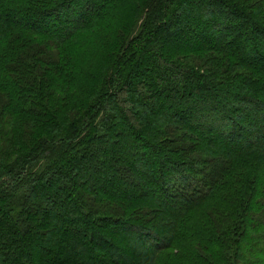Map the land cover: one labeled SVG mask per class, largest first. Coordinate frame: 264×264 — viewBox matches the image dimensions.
Wrapping results in <instances>:
<instances>
[{"label":"trees","instance_id":"trees-1","mask_svg":"<svg viewBox=\"0 0 264 264\" xmlns=\"http://www.w3.org/2000/svg\"><path fill=\"white\" fill-rule=\"evenodd\" d=\"M98 25L107 69L0 163V264H204L264 216V0H0V57L16 30L65 43ZM227 192L233 226L183 252L189 214Z\"/></svg>","mask_w":264,"mask_h":264},{"label":"rangeland","instance_id":"rangeland-1","mask_svg":"<svg viewBox=\"0 0 264 264\" xmlns=\"http://www.w3.org/2000/svg\"><path fill=\"white\" fill-rule=\"evenodd\" d=\"M129 3L127 1L125 5ZM137 17L138 12L136 21L139 19ZM107 30L98 25L94 32L85 31L65 43L18 30L3 40L2 50L6 52V57H0V83L7 85L0 84V121L7 125L0 124V163L13 164L16 156L20 153L25 156L28 146L33 145L40 137L54 134L57 129H51V119L54 118H51L48 107L56 109L54 117L61 125L69 116V108L64 105L65 102L70 97L74 98L72 103L75 102L80 94L78 88L81 87L82 90L85 86L89 71L95 77H101L111 60L105 41ZM125 33L127 29L123 35ZM113 48L112 44L109 49ZM16 87L27 90L19 93ZM44 159L45 157L40 158L38 162H43ZM2 175L4 173L0 169V176ZM0 179L3 182L4 176ZM232 196L230 192L224 193L210 201H215L212 206L189 214L186 225L182 227L184 234L179 243L183 252L189 251L187 246L190 239L196 242L194 245L198 248V241L203 238L208 226L212 227L213 233L214 229L226 231L225 229L233 226L234 213L230 205ZM253 224L247 228V233L236 237L221 234L222 237H228L227 242L209 245L210 252L206 253L207 256L202 254L207 260L204 264H224L226 259L231 260L235 256L239 259L238 264L254 260L257 256L264 259V216L255 218ZM244 235L245 238L241 240ZM168 262L166 259V263ZM177 264L181 262L178 260ZM183 264L198 263L192 261Z\"/></svg>","mask_w":264,"mask_h":264}]
</instances>
